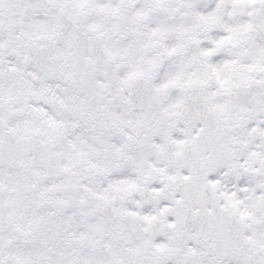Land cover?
Here are the masks:
<instances>
[{
	"label": "snow or ice",
	"instance_id": "obj_1",
	"mask_svg": "<svg viewBox=\"0 0 264 264\" xmlns=\"http://www.w3.org/2000/svg\"><path fill=\"white\" fill-rule=\"evenodd\" d=\"M0 264H264V0H0Z\"/></svg>",
	"mask_w": 264,
	"mask_h": 264
}]
</instances>
